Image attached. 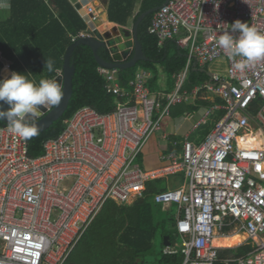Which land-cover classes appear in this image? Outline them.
<instances>
[{"label": "built area", "instance_id": "2783aa9c", "mask_svg": "<svg viewBox=\"0 0 264 264\" xmlns=\"http://www.w3.org/2000/svg\"><path fill=\"white\" fill-rule=\"evenodd\" d=\"M84 9L98 19L91 4ZM236 20L264 32V0H169L148 32L160 46L172 41L188 54L173 92L152 91L150 70H138L123 86L119 70L99 67L116 99L113 112L78 110L35 158L28 140L0 127V264H69L108 202L129 206L144 197L147 183L168 178L177 180L151 199L169 214L174 232L164 255H181L182 264H264V60L239 71V58L219 47V36ZM192 61L224 62L227 71L188 91ZM194 101L208 103L189 114L202 111L195 130L215 120L205 139H174L167 164L142 168L139 157L172 108ZM235 233L246 240L233 248L215 245ZM247 246V255L237 257ZM223 251L233 254L221 259Z\"/></svg>", "mask_w": 264, "mask_h": 264}, {"label": "trees", "instance_id": "16d2710c", "mask_svg": "<svg viewBox=\"0 0 264 264\" xmlns=\"http://www.w3.org/2000/svg\"><path fill=\"white\" fill-rule=\"evenodd\" d=\"M166 1L110 0L109 21L126 26L137 6L139 10L133 22L141 14L161 7ZM11 2V16L0 33V51L4 57L14 62L12 66L14 71L19 72L22 63L14 55H9L11 49L15 50L27 67L32 68L33 64L39 65L47 72L48 77L53 78L55 71L49 73L46 68L44 69L45 60L53 59L55 68L62 69L67 49L87 29L86 23L69 0H11ZM153 17L154 14L148 16L139 28V40L148 60L139 62L132 69L119 70L120 83L126 86L138 70L145 69L153 74L150 81L152 91H156L159 75L163 73L167 78V93H170L175 88L174 77L187 67L188 54L172 41L159 45L157 38L148 32ZM99 55L104 61L115 63L107 47H102ZM133 56L134 53L127 61ZM71 61L75 67V73L69 108L51 128L28 139L31 157L42 155L44 142L57 138L64 130L65 120L71 118L78 110L90 107L100 114H108L116 108V99L105 89V80L99 73L100 66L92 49L85 45L78 46L74 50ZM210 66L199 67L196 61H192L184 89L192 91L196 86L209 81L212 74ZM1 67L0 62V70ZM207 105L206 102L197 101L191 107L185 106V110L194 113ZM214 122L215 120L207 125L199 126L190 135V140L196 144L203 141L211 131ZM1 126L5 124L0 120ZM160 182L161 180L147 183L144 197L136 200L131 207L108 202L72 253L69 264H182L181 255L163 254L165 237H170L171 242L175 241V238L174 232L168 226L169 214L163 212L160 206L154 210L150 203L154 194L167 190L160 188ZM115 212L124 214L125 218L121 221L109 216ZM160 217L165 218L160 219ZM246 238L245 234H240L231 239H217V242L218 246L233 248L244 242ZM158 239L161 242V250L156 252L154 247ZM118 240L125 249L119 247ZM250 250L249 246L240 248L236 256H246ZM231 254H233L232 251H223L220 258H226ZM70 260L74 263H70Z\"/></svg>", "mask_w": 264, "mask_h": 264}, {"label": "clouds", "instance_id": "9594fccd", "mask_svg": "<svg viewBox=\"0 0 264 264\" xmlns=\"http://www.w3.org/2000/svg\"><path fill=\"white\" fill-rule=\"evenodd\" d=\"M10 8L9 0H0V11ZM198 30V29H197ZM231 31L221 34L217 43L230 59L239 58L234 67L244 71L264 60V32L240 20L231 24ZM235 34V35H234ZM57 71L55 61L45 60L44 69ZM62 86L55 78H41L37 82L27 74L16 71L0 78V120H7V131L25 140L38 135L35 123L41 108L57 106L62 101Z\"/></svg>", "mask_w": 264, "mask_h": 264}, {"label": "water", "instance_id": "95a60500", "mask_svg": "<svg viewBox=\"0 0 264 264\" xmlns=\"http://www.w3.org/2000/svg\"><path fill=\"white\" fill-rule=\"evenodd\" d=\"M168 1L169 0H167L166 3ZM70 2L87 25V29L85 30L86 36L77 39L66 51L62 75L56 78L62 86V101L57 106L41 108L40 115L35 120V123L39 128L38 134L44 133L49 128H51L55 122L59 121L64 116L69 108V104L73 95V76L75 73V67L72 65L71 61L74 50L80 45H85L92 49L94 57L100 67L110 70L132 69L136 67L139 62L148 60L143 52L142 44L139 40L140 25L148 16L155 14L160 9V7L153 8L141 14L133 24V39L124 44L122 42V39H120L119 37L108 42L106 41L105 36L100 31L99 26L102 25V22H104L103 20H107V17L104 16L103 20L97 19L95 22L91 21L90 16L86 14V10L84 9L85 6H89L90 0H70ZM108 2L109 0L105 2V7L107 6ZM121 33L123 37H126L127 30H121ZM115 42H118L120 44V50L126 51V48L132 49V51L134 52L133 58L129 61H125L122 60L119 56L114 55L115 57L113 60L115 61V63H108L104 61L99 55V50L102 47H107L108 49H110L109 51L113 53V51L111 50V45H113ZM0 60L5 65L0 75V78H3L6 75H10V72L12 71L10 70L9 62L2 58H0ZM0 106H2L5 110L8 107L6 104H3V102H0ZM1 121L5 125H7L6 119ZM164 246H170V237H165Z\"/></svg>", "mask_w": 264, "mask_h": 264}, {"label": "crops", "instance_id": "0c3cea01", "mask_svg": "<svg viewBox=\"0 0 264 264\" xmlns=\"http://www.w3.org/2000/svg\"><path fill=\"white\" fill-rule=\"evenodd\" d=\"M93 1L94 0H90V4L92 6H93ZM109 2H110V0H109ZM109 2H108L106 9H105V16L107 17V21L102 22V25L99 26L100 31L105 36V39L107 42L110 40H114L115 38L119 37L120 39H122V42L125 44V43L129 42V40L127 39V37L122 36L121 30H127L126 27L129 24V22L126 26H121V25H118L116 23L110 22L109 17H108ZM11 6H12V2L10 0V8L3 10V11H0V33H2V31H3L2 29L5 28L6 23L11 16ZM96 13H97V11H96ZM97 16H98V20H102L98 13H97ZM129 21H130V19H129ZM133 24H134V22H133ZM108 36H110V37H108ZM126 36H127V34H126ZM111 50L113 51V53L110 51V54L113 57V59L115 57L114 55H116L125 61H127L128 58L132 55V53H134L132 51V49H128V48L125 49L126 51L120 50V44L118 42H115L113 45H111ZM21 51H22V49H21ZM23 52H27V50H23ZM9 55H12V56L14 55L16 57V59L22 63V65H21L22 68L21 69L19 68L20 69L19 73L29 75L30 78L36 80L37 82L41 78H50V77H48L47 72L45 70H43L39 65L33 64L32 68L27 67L23 63L21 58L17 55V53L15 52L14 49H11V51L9 52ZM65 55H64V59H65ZM0 58L9 62L10 63V70L14 71L12 69L14 62L12 60L4 57L2 51H0ZM0 62H1V60H0ZM1 64H2V67L0 70V75H1L2 70L5 67L3 62H1ZM63 66H64V63H63ZM63 66H62V69H57V71H55V76L53 78L56 79V78H58V76L62 75ZM167 90H168L167 78L163 73H161L159 75V81L157 83L156 91L167 93ZM196 102L197 101H194L193 103H189V104L187 103L184 105L186 107H189V106L191 107V106L195 105ZM177 106H179V105H177ZM173 108H172V110H173ZM172 110H171V115H172ZM189 114H190V112L185 110L184 113L179 117H175L174 119L168 118V120H166V123L163 126L162 130L160 132H158L157 134H155L154 136H152V138L147 143L145 149L143 150L142 154L140 155V157L142 158V162L145 165L144 169H147V170L156 169V168H159V167L167 164L166 156H167L168 151L171 149L172 140H174V139L182 140L186 136L191 135L193 132L196 131L195 130L196 124L191 122V119L193 117H191Z\"/></svg>", "mask_w": 264, "mask_h": 264}, {"label": "rangeland", "instance_id": "374dc122", "mask_svg": "<svg viewBox=\"0 0 264 264\" xmlns=\"http://www.w3.org/2000/svg\"><path fill=\"white\" fill-rule=\"evenodd\" d=\"M138 10H139V6H137L135 8L134 15L130 18L129 24L126 27L127 28V36L126 37H127V39L129 41H131L133 39V34H132L133 19L135 17V14L138 12ZM210 71H211V73H219V74L224 75L226 73L227 69H226V65H225L224 62H217V63H215V64L210 66ZM201 102H203V101H201ZM184 109H185V105L184 104L174 107L173 110H172V115H170L169 119H174L175 117L181 116L184 113V111H185ZM202 116H203L202 111H200V114L193 116V118L191 119V122L196 124L200 120V118H202ZM167 120H168V118H167ZM211 120H212V118L209 119V121H211ZM138 163H140V165L143 168H145V165L143 164L141 157L139 158ZM176 180H177V178H168V179L161 180V182L159 184L160 188L161 189H167L168 185H171ZM150 203L153 205L154 210H156V206L152 202H150ZM131 206H133V204H131L129 206H126V207H131ZM109 216H112V217H114L117 220L121 219V221L125 218L124 214H120L118 212L111 213V214H109ZM162 218H165V217H160V219H162ZM237 236H240V234L239 235H235V236H230L228 238L231 239V238H235ZM218 244L219 243L217 242V246H218ZM118 245H119L120 248L123 247L121 245V243L119 242V240H118ZM154 250L156 252L157 251L159 252L161 250V242L159 241V239L156 240V245L154 247ZM70 263H74V261L70 260ZM90 264H93V263H90Z\"/></svg>", "mask_w": 264, "mask_h": 264}, {"label": "bare ground", "instance_id": "6f19581e", "mask_svg": "<svg viewBox=\"0 0 264 264\" xmlns=\"http://www.w3.org/2000/svg\"><path fill=\"white\" fill-rule=\"evenodd\" d=\"M107 0H94L93 1V7L96 9L97 13L99 14V16L101 17V19L103 20V17L105 16V2ZM101 9V10H100ZM104 22H106L107 20H103ZM116 56V55H115ZM240 233H235V234H232L231 236H235V235H239ZM230 237V236H228ZM228 237H225L226 239ZM217 239H220V238H216L214 243L215 245H217Z\"/></svg>", "mask_w": 264, "mask_h": 264}]
</instances>
